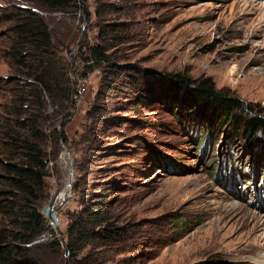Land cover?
I'll return each mask as SVG.
<instances>
[{
    "label": "rangeland",
    "instance_id": "374dc122",
    "mask_svg": "<svg viewBox=\"0 0 264 264\" xmlns=\"http://www.w3.org/2000/svg\"><path fill=\"white\" fill-rule=\"evenodd\" d=\"M84 1L75 11L35 7L50 26L58 56L70 61L77 88L69 114L57 120L69 141L44 126L49 195L38 205L51 200L71 167L73 189L59 225L48 218L47 239L35 244H61L35 247V253L45 264H64L67 211L83 214L104 200L119 229L83 252L92 264H264V227L245 226L252 214L264 218V166L258 163L264 132L237 135L231 120L218 123L196 106L187 109L161 81L208 78L264 116V0ZM21 4L0 0V189L6 187L4 122L15 109L9 96L28 81L7 50ZM111 23L110 62L94 65L87 46L102 41ZM46 103L44 120L58 108ZM186 116L208 133L209 145L182 126ZM231 135L236 146L226 143ZM235 204L240 207L230 217Z\"/></svg>",
    "mask_w": 264,
    "mask_h": 264
},
{
    "label": "trees",
    "instance_id": "16d2710c",
    "mask_svg": "<svg viewBox=\"0 0 264 264\" xmlns=\"http://www.w3.org/2000/svg\"><path fill=\"white\" fill-rule=\"evenodd\" d=\"M21 1L24 4L18 7L9 27L11 37L7 41V50L13 66L28 81L23 85L18 84V90L9 96V103L15 109L10 111L12 121L7 124L4 122L1 139L2 154L6 156L2 163L1 177L6 187L0 189V264H45L35 253V247L45 246L54 250L60 246L61 241L56 239L46 244H29L50 228L48 217L38 205L39 201L49 195L44 126L47 124L51 128L50 135L57 140L61 136L66 142L69 141L66 131L59 132L57 122L69 114V108L73 106L69 104L73 102L77 88L70 74V61L64 56H58V47L50 26L37 8L75 11L84 6L85 1ZM107 25L111 29L105 31L102 41L87 46V58L93 60L94 65L110 62L107 39L116 24ZM161 81L164 91H171L173 98L188 106L187 109L196 106L201 114H209L215 122L231 120L237 135L251 134L255 138L258 131L264 132V116L261 111L255 112L253 106L245 105L241 99L219 91L208 78L193 81L175 75ZM180 90H183L181 94ZM200 99H204V102L199 103ZM46 100L58 108L44 120ZM53 117L56 120H52ZM181 122L189 132H198L200 137L203 136L201 128L189 116ZM210 132L213 133L209 128ZM207 135L202 137L203 146L210 143ZM234 137H228L227 145L236 146ZM229 152L235 157L234 149ZM258 157V163L264 166V152ZM74 187L77 188L76 185ZM91 205L83 214L81 210L67 211L65 243L69 255L64 264H92L90 254L83 252L100 240L112 239L118 232L119 227L110 221L108 201H96Z\"/></svg>",
    "mask_w": 264,
    "mask_h": 264
},
{
    "label": "water",
    "instance_id": "95a60500",
    "mask_svg": "<svg viewBox=\"0 0 264 264\" xmlns=\"http://www.w3.org/2000/svg\"><path fill=\"white\" fill-rule=\"evenodd\" d=\"M72 173L73 168L71 167L69 171V179L56 190L51 200L47 202L42 208L43 213L51 220L52 223L57 226L59 225V213L63 206L66 204V202L69 200L71 196V191L73 189ZM44 239H47L46 234H42L40 237L36 238L29 244H35ZM65 254L68 257V247H66Z\"/></svg>",
    "mask_w": 264,
    "mask_h": 264
},
{
    "label": "bare ground",
    "instance_id": "6f19581e",
    "mask_svg": "<svg viewBox=\"0 0 264 264\" xmlns=\"http://www.w3.org/2000/svg\"><path fill=\"white\" fill-rule=\"evenodd\" d=\"M245 4V6L247 7V8H251L252 7V4H249L248 2L247 3H244ZM262 23H263V25H264V15L262 16V20H260L259 21V25H262ZM235 207H234V210H232L231 209V211L228 213V215L230 216V217H232L233 215H234V213L236 212V208L239 206L238 204H235L234 205ZM240 207V206H239ZM229 209H230V207H229ZM252 223H255V224H258L257 226H255V227H257V228H259L258 230H260L261 228H263L264 227V218H260V219H258L257 218V216L256 215H254V214H252V216L251 217H249V220H247V225H245V226H248L249 227V224H252ZM255 227H253V229L255 228ZM255 233V232H254ZM257 233V232H256ZM220 240V238H212L211 239V241H216L215 243H217L216 245H218L219 244V241ZM212 245V244H211Z\"/></svg>",
    "mask_w": 264,
    "mask_h": 264
}]
</instances>
